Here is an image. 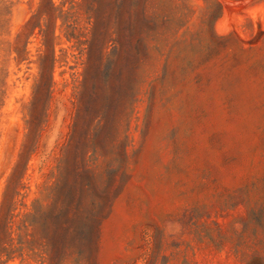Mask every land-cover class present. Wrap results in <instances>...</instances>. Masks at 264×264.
I'll return each mask as SVG.
<instances>
[{
    "label": "rangeland",
    "instance_id": "obj_1",
    "mask_svg": "<svg viewBox=\"0 0 264 264\" xmlns=\"http://www.w3.org/2000/svg\"><path fill=\"white\" fill-rule=\"evenodd\" d=\"M0 264H264V0H0Z\"/></svg>",
    "mask_w": 264,
    "mask_h": 264
}]
</instances>
